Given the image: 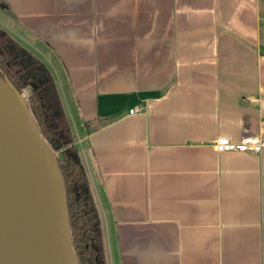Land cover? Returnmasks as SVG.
I'll return each instance as SVG.
<instances>
[{
    "label": "crops",
    "instance_id": "0c3cea01",
    "mask_svg": "<svg viewBox=\"0 0 264 264\" xmlns=\"http://www.w3.org/2000/svg\"><path fill=\"white\" fill-rule=\"evenodd\" d=\"M0 26L53 76L105 264H264V0H0Z\"/></svg>",
    "mask_w": 264,
    "mask_h": 264
},
{
    "label": "water",
    "instance_id": "95a60500",
    "mask_svg": "<svg viewBox=\"0 0 264 264\" xmlns=\"http://www.w3.org/2000/svg\"><path fill=\"white\" fill-rule=\"evenodd\" d=\"M0 250L9 264H77L55 152L1 75Z\"/></svg>",
    "mask_w": 264,
    "mask_h": 264
},
{
    "label": "trees",
    "instance_id": "16d2710c",
    "mask_svg": "<svg viewBox=\"0 0 264 264\" xmlns=\"http://www.w3.org/2000/svg\"><path fill=\"white\" fill-rule=\"evenodd\" d=\"M0 75L17 91H26L23 98L38 132L55 152L77 264H105L99 215L53 76L43 61L1 26Z\"/></svg>",
    "mask_w": 264,
    "mask_h": 264
},
{
    "label": "built area",
    "instance_id": "2783aa9c",
    "mask_svg": "<svg viewBox=\"0 0 264 264\" xmlns=\"http://www.w3.org/2000/svg\"><path fill=\"white\" fill-rule=\"evenodd\" d=\"M24 97L26 91L20 92ZM133 107H129L128 110L132 111ZM263 139L258 133H253L246 131L242 136L237 139L230 138L228 135H217L212 139L213 145L218 151H228V150H253L260 151L262 147Z\"/></svg>",
    "mask_w": 264,
    "mask_h": 264
},
{
    "label": "bare ground",
    "instance_id": "6f19581e",
    "mask_svg": "<svg viewBox=\"0 0 264 264\" xmlns=\"http://www.w3.org/2000/svg\"><path fill=\"white\" fill-rule=\"evenodd\" d=\"M0 264H9L1 250H0Z\"/></svg>",
    "mask_w": 264,
    "mask_h": 264
}]
</instances>
